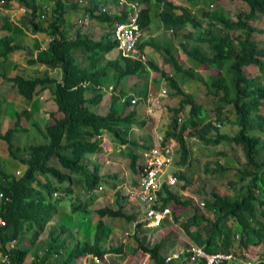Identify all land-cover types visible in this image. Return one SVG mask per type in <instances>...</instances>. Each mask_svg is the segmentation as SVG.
<instances>
[{
    "label": "trees",
    "instance_id": "1",
    "mask_svg": "<svg viewBox=\"0 0 264 264\" xmlns=\"http://www.w3.org/2000/svg\"><path fill=\"white\" fill-rule=\"evenodd\" d=\"M3 1H16L17 4L29 8L31 11L28 13V22L32 25V31L45 34L52 40H48L47 46L39 49L34 56L32 54L34 49H27V45L10 44L11 40L2 37L0 45L3 49L0 50V57H5L14 50L27 49L31 55L27 59V64H38L47 68L58 67L61 77L56 78L47 73L25 75L24 70V74L17 73L9 78L17 92L27 102L32 100L39 87L40 89L49 87L57 108L48 112V118L43 125L32 124L43 136L44 141L20 146L13 142V137L17 132H27L28 128L21 125V117L28 118L29 112L25 108L22 111H15L12 114L13 126L1 132L2 108L0 106V139L4 141L7 156L26 165L22 174L15 175L13 171H7L0 162V218L4 221L3 225L0 224V251L2 253L5 252L6 243L12 239H19L25 229L31 231V238L37 241L38 236L46 226L51 224L52 220L53 225L47 235L46 251L41 264L52 256H57V262L50 261L52 264H75L76 258L88 254L103 258L106 253L124 252L123 242L115 246L104 243L110 234L107 230L112 226L129 227L135 217L127 214L120 203L116 208H112L107 203L91 209V203L95 197L94 190L98 188L99 181L107 176L101 177L99 174V163H95L92 166L93 169H90V164L86 160L89 157L88 154L102 151L103 137L101 134L103 133L109 132L113 141L131 142L135 147L139 146L136 141L126 139L121 133L123 125L144 124V121H137L134 118L135 108L126 113L123 111V108L131 102L139 101L128 94V90L132 86L136 88L139 81L133 83L130 88H127L125 81L131 75L147 77L150 70L157 71L175 94L183 96L176 107L168 108L171 112V120L162 139V143H165L168 137L175 139L180 154L178 164L184 165L189 153L186 130H194L197 138L206 145L225 143L239 146L245 158L243 163L235 166L227 151L222 149L218 155H221L223 161L216 159L206 163L205 168L213 165L214 169L207 168L209 172L236 170L239 175L237 183H241L240 197L231 199L223 192L220 193L217 189H213L209 206L213 211L216 210V217L203 218L195 212L190 222L189 220L180 222L181 227L196 241H194L196 244L210 252L228 250L231 247L236 229L228 226V219H233L238 224L239 242L243 247L248 246L249 233L253 234L256 245L264 244V210L262 209L264 205V40L257 39L264 33V28L252 25L254 20L264 18V0H233L244 2L248 6V11L239 10L233 17L222 13L215 15L217 14L215 11H204L202 14L210 21L208 28L201 26L200 21L195 18L189 8L177 6L168 0H154L163 5L158 17L166 28L190 25L197 30L193 41L210 46L211 52L207 53L195 44L190 48L182 45L187 58L194 65L204 64L216 69L218 73L222 72V68L227 67V70L233 72L231 80L233 89L230 88L225 77L227 70L223 75L204 77L194 67L185 68L178 63L173 55L172 47L164 48L168 54L165 62L173 69V73L167 75L159 65L149 59L146 61L139 58L133 59L119 52L113 58H106L105 55L116 48V41L110 36L93 40L82 32L83 26L78 23L70 25L71 33L69 30H63L60 26L61 18L56 15L57 10L55 9H52L50 14L45 12L50 20L46 25L41 26L34 19L38 11V4L35 0ZM175 9L181 10L179 16L174 15ZM98 12L100 14L98 19L102 21L124 20V11L120 16L101 13L99 10ZM150 20V10L142 8L138 20L140 27L146 28ZM143 47L144 44H140V48ZM254 65L257 68L256 73L244 72L245 66ZM174 72H181L185 78L200 81L205 94L217 97L220 105L213 106L208 101L205 104L198 103L179 85L173 76ZM109 83L112 84V89L108 111L105 114L95 113L90 109V104L95 105L100 102L103 89ZM133 90L136 91V96L146 98L147 81L142 82V86ZM119 98L124 99L120 103L121 111L115 107ZM184 105L189 106L188 115L184 120L179 121V113ZM225 105H231L232 110L228 109L226 112ZM210 110H213L211 115ZM211 118L216 120L213 121L214 119ZM215 122H218L219 126ZM224 125H230L229 128L237 127V130L233 134L221 133L220 128ZM129 155L131 157L130 167L134 169L137 155L131 151ZM174 173L178 179L183 180L182 188L187 186L190 180L185 174L183 172ZM73 181L85 186L84 200L73 195L75 187ZM228 183L236 184L233 180H229ZM54 191H57V195ZM164 192H167L168 198H165L161 192L158 193L163 201L162 206L167 205L166 203L170 200H173L176 205L191 204L189 200L171 192L168 186H164ZM67 196L73 202L71 208L73 213L77 212L75 210L86 212L90 206L89 210H95L99 218L96 220L93 240L86 239L88 237L83 240L76 239L71 244L69 252L62 253L63 244L57 241L59 236L54 237L52 234L54 227L57 228L53 218L60 213L58 202ZM180 215L181 213L173 207L172 219L177 221ZM103 216L112 218L111 227H105L101 220ZM198 216L200 222L196 223ZM86 217L88 215L82 219L73 217L78 222L77 228L83 227L84 229ZM205 220L209 223V229L201 234L200 230L202 227L205 228L201 222ZM251 221L257 227L250 230ZM192 223L195 224V228L190 231L189 227ZM72 225L68 226L65 222L59 221V235L69 233ZM83 229L84 235L88 236ZM138 232L140 231L135 230L132 234L137 242L136 249L148 253L153 259V264H166L164 257L160 256L163 242L148 245L143 233L139 236ZM28 255H30L28 247H16L10 251L9 262L2 264H22ZM260 257L255 264H264V252ZM33 264H37V261H33ZM167 264L187 263H179V260L172 259Z\"/></svg>",
    "mask_w": 264,
    "mask_h": 264
},
{
    "label": "crops",
    "instance_id": "2",
    "mask_svg": "<svg viewBox=\"0 0 264 264\" xmlns=\"http://www.w3.org/2000/svg\"><path fill=\"white\" fill-rule=\"evenodd\" d=\"M35 2H36V4H38V11L36 12L37 16L34 19L37 20L36 22L40 23L39 25H41V26H44L47 24L46 19L48 18V16H46L45 11H44L45 7H47L49 14L52 11V9L57 10L56 15L60 16V18H61L62 23L60 24V26L63 30H69V32L71 33L72 32V31H70V25L71 24L78 23L77 22L78 19L82 18L84 15H91L88 20L84 21L83 23H80V24H82L81 26H83L82 32L86 33L87 36L93 40H99L103 36H109L110 35V37H111L112 22L111 21H102V20L98 19L100 16L98 10L101 13H103L108 9L110 15H112L113 10L115 8V0H35ZM172 3L177 5V6H185V7L189 8L191 13L193 15H195V18L198 21H200L201 26L204 28H208L210 26V21L207 19L206 16H204L202 14L204 11H215V12H217V14H215V15H218V13H222V14H225L229 17H233L235 15V13L239 11V10H237L239 8L241 11H248V6L244 2L233 1V0H173ZM142 7L148 8L150 10L151 17H152L149 25L146 28H144V36H143V41H142V43L144 44L143 50L147 53L149 60L154 61L157 65H159V67L167 66V69H165V68H162V69L164 71H168V72L170 71L171 72L170 75H171L173 69H172L171 65H169L168 63L165 62V58L168 56V54L166 53L164 48L172 47L173 48V55L178 60V63H180L183 67H185V68L194 67V69L196 71H198L204 77L206 75H213V73H214L213 68L208 67L207 65H204V64L194 65L193 62H191L187 58V56L185 55V53L182 50V45H186L187 48H190L192 45L195 44L204 52H207V53L211 52L210 46L208 44L198 43V42L193 41V36H194V34L197 33V30H194V28L190 25L177 26V27H174L172 29L166 28L162 24V22L160 21V19L158 17V13L163 8V5L161 2H157L154 0H143L142 1ZM30 11L31 10L29 8H27L24 5L17 4L16 1L0 0V38L5 37V38L11 40L10 44H16L17 43L19 45H21V44L27 45L26 46L27 49H34L32 54L35 56L36 53L39 51L40 46L43 49L45 48V46H47L49 36H47L45 34H40L39 32L32 31V29H33L32 25L29 24V22H28V20H29L28 13H30ZM174 13H175L174 14L175 16H179L181 13V10L175 9ZM42 15H44L45 17L43 18ZM257 20H261V19H257ZM257 20H254V21H257ZM154 22H156V23H154ZM263 23H264V19H263ZM217 26H218V24H217ZM257 39H261V38L257 37ZM148 41H151V44H148ZM165 43L167 46H165ZM2 49H3V46L0 45V50H2ZM27 49L14 50V51L8 53L5 57H0V106L2 108L1 109V113H2V115H1V119H2L1 132H4L7 128L10 127L9 120L15 111H17V112L22 111L25 108L29 112V116L27 119L29 120V122H31L33 124V123H37L38 118L40 120L48 118V112L54 111L57 108V106L53 100V96L51 94L49 87H45L43 89H40V87H39L38 92H36L33 95L32 100L30 102H27L17 92L15 86L9 80V78L15 76L17 73H23L24 70H25V75H27L26 71H29V72H32L31 75H33V74H39L40 75L43 73H47L48 75L55 76L56 78L61 77V72H60V69L58 67L47 68L43 65H29V64H27V59L29 56H31V55H29V52ZM21 52L26 54L25 63L20 62L18 59H15L19 54L22 55ZM117 54H118V51L116 49H113L110 52H108L105 55V57L110 59V58L115 57ZM80 59H81V57H80ZM185 64H189V66H185ZM249 67L250 66H245L244 72H250L251 74L256 73V70H254V67H251V68H249ZM176 73L180 74L181 72H174L173 76H175V78L177 79ZM163 82H164V80H163ZM137 83L139 84V85H137V87L140 85L142 86L141 82H137ZM155 83L157 85L159 83V81H155ZM148 86H149L148 87V95H149L150 93L152 94V92L149 91V89H151L152 87H150V85H148ZM106 88L112 89V84L109 83L107 87H104L102 94H104V91H105V93L108 92L106 90ZM156 89H158V87L154 85V90H156ZM108 93L111 94V92H108ZM128 94H131V93H128ZM153 95H155V94H153ZM40 96H43L42 99H40ZM193 96L198 103L201 102V103L205 104L208 101V103L210 105H213V106H215L217 104L220 105L217 97L205 94L203 86H201L200 90L198 92H196V94H194ZM103 97H101V98H103ZM135 99H137V98H135ZM101 100H100V102H101ZM99 103H97V104H99ZM227 106L228 105H225V108H224L226 112L228 110ZM136 110H137V114L142 113V107L140 105L137 106ZM144 111L145 110H143V112ZM153 112H154V115L156 116V118H157V116L160 115L158 113L157 109H154ZM159 112H162L161 109ZM103 114H105V113H103ZM162 117L167 118L165 113H162ZM22 118H23V116L21 117V125L28 128L26 124H23L22 121L24 119H22ZM121 127H122L121 128L122 129L121 130L122 136H124L126 139L136 141L139 146L135 147L134 145L131 144V142H129L125 145L124 143H119L117 140L113 141L111 136L107 137V136H105V133L101 134L103 137L102 143H101L102 151L101 152H95L92 154L94 155V157H96V156L99 157L97 162H96V163L100 164L101 171L99 172V174L101 175V177H105V176H107V177L104 179H101L99 181L98 187L101 184L107 183L109 181H111V183H112V182H114L117 179L122 177V176H119V178H118L116 176V173H117L116 167L119 166L118 162H120V166H123V160H122L121 154L128 156L130 151L133 152L134 149H137V153H135V152H133V153L138 156L137 157V165H138L141 163V153L143 150L148 149L152 146L164 144V143H162L161 137H159L154 130L151 133L152 135H149V134L147 135L149 140L146 143H144L143 137L129 138L127 136V133L132 126L123 125ZM167 128H168V125L165 129V133H166ZM148 130L150 131L149 128H148ZM231 130H233L232 132L235 133V131L237 130V127H232ZM230 134H232V133H230ZM196 137H197V135H196ZM172 139H173L172 137H168L166 141H169V142L166 144H168V145L172 144L171 146H173L174 156H176V152L178 151L177 150V144L175 143L176 141L172 143L171 142ZM196 139H198V138H196ZM148 142H152V143L148 144ZM121 144H124V149H126L127 152L124 153L123 151H120L119 147H121ZM128 144H130L131 146H128ZM204 145H206V144H204ZM236 148L237 147H235V149ZM188 149L190 152L191 148L189 147V145H188ZM98 154H101V155H98ZM4 158H6V159L3 160V162H2L3 164L7 163V162H12L10 158L7 159L6 155L4 156ZM190 158H191V155L189 156V153H188V157H187L188 163L190 162ZM229 158L231 161L234 162L233 164L235 166H238L239 161H236L231 156ZM221 161H223V160L221 159ZM243 162H241V163H243ZM20 165H19V167H21L23 170L26 168V165H24L22 163ZM186 165L184 167L179 166V169H180L179 170L178 167H176L175 163L173 162L172 165L169 166L167 170H165V171L163 170L161 173V175H162L161 176V179H162V186L161 187L164 188V186H167L164 183V179H165V176L167 175V172L169 170H170V172H177V170H179L178 172H183L185 174V176L188 178V180H190V182L184 188H182V183H184V182L181 179H179L177 185L171 186V187L168 186L171 192L179 195L181 198H184V199L190 201V203H191L190 205H185V206L180 205L183 208V211L180 212L181 215L184 216L185 221L189 220V222H190V218H193V215H194V213H193L194 210L190 206H197V209H198L197 213H199L201 210H204V207L201 208L198 203L200 200H205L206 205L207 206L209 205V202L211 200V193H212V190L214 188L212 187L210 190H208V188L210 187L208 185L214 184V182H213L212 178L210 180L209 178L204 176L203 173H199L198 171H195V169H193V168H191V169L187 168L186 171H183L182 169L185 168ZM110 168H112L113 170L111 171ZM203 169H206V168H204V166H202L201 171ZM17 171L18 170H16V172ZM192 171L195 172L193 177L191 175ZM230 171H232L231 174H230ZM125 173L128 174V171H126L123 168V174H125ZM112 175L113 176L115 175V176L111 177ZM238 176L239 175L237 174V172H235L234 170H229V169L217 172V174H216L217 181H216L215 185H216V187L219 188L220 193L223 192L226 196L231 197V199H235L237 197H240L241 183L240 184L237 183L239 181ZM196 177H197V179H196ZM130 178H132L131 173H130ZM196 180H197V182H196ZM229 180H233L234 182H236V184H229L228 183ZM128 182H126V183H128ZM217 182H218V185H217ZM183 189H185L183 192L176 193V191L183 190ZM160 192L165 198L169 197L167 192H164V190L163 189L161 190V188L159 190V193ZM94 193H95L94 198H96L97 189L94 190ZM115 193L117 196H121L120 204L123 205L124 211L127 214L133 215L132 212L134 210V207L130 206L128 201L126 200V199L132 200L131 196H129V194H128V197L125 198L124 195L120 194L119 190L116 191ZM182 195H184V197ZM122 200H125V201L121 202ZM116 201H118V200L116 199ZM159 201L161 203H163L161 197H159ZM91 204H93V205L95 204L94 199L92 200ZM166 204L171 206V207H172L171 204H174V206H176V203L173 200L168 201ZM93 205H91V206L93 207ZM100 206H102V205H99L98 207H100ZM95 207H97V206H95ZM112 208H115V207H112ZM262 209L264 210V205H263ZM209 212L212 213L211 211H209ZM199 215H201V214H199ZM196 218H198L196 223H199L200 217L198 216ZM203 218H209V217L205 216V214H203ZM210 219H213V218L211 217ZM94 220H96V219H94ZM91 222H92V220L89 221V223H91ZM201 223H203L202 226H205V228L202 227V229L200 230V232L202 234V233H204L203 231H206V232L208 231L209 223L206 220H205V222H201ZM228 226L231 227L232 229H236L235 234H239L240 229H238V224L235 222V220L228 219ZM256 227H257V225L254 224L252 221L249 223L250 230L252 228H256ZM93 228L95 229V225H94V227L90 226L89 231H88L89 234L85 233L88 236L83 235V237L84 238L88 237L86 239H90L91 238L90 234L91 233L94 234ZM194 228H195V224H193V223L190 224V231H193ZM119 229L120 228L118 226H116V227H111L107 231L109 233H112V232H115ZM162 229H164V228H161L158 232H160ZM45 230H46V228H45ZM148 230L155 231L153 229H148ZM127 233L128 232H126V234ZM42 234L43 233H41L38 237L41 238ZM249 236H250V239H249L248 246L246 248L242 246L243 247L242 253L245 255V257H247L246 262L252 261V264H253L259 259V257L261 255H263V254H261L262 251H260V249L262 247H264V244L259 243L258 245H256V243H254L253 234L249 233ZM31 237H32V232L27 231L25 229L22 232L20 238L17 239V243H16L17 247H28L30 249V255H28L27 259H25L22 264H33V261H37L38 264H41L42 258H38V256L39 255L42 256V254L46 251L47 242L45 243L44 251H42L40 248L37 249L40 238H38L37 241H33V239ZM81 237H82V234L76 235V239H82ZM202 238H203V236H202ZM90 240H92V238ZM132 240H133V237H132ZM194 241L195 240H193V238H191V236H190V237H187V240L184 241L183 244H185L187 247L190 244L196 242V241L195 242ZM104 243H106V240L104 241ZM127 244L128 243H125V245H126L125 250L126 251L129 250L130 248H134L132 243H131V245L129 243L130 246ZM238 244H239V241L233 237L231 246L235 247ZM109 254L110 253H106L107 258L109 257ZM56 258H57V256H52L47 260H50L52 262H55V261L57 262ZM92 260L94 262H96V260L92 256H90L88 258V263L91 262ZM80 261H83V263H86L87 262V256L84 255L83 258H79V259L76 258L75 264H79ZM240 261H243V263H245L244 260L237 258V259L233 260L231 262V264H237V262H240ZM43 263H45V261Z\"/></svg>",
    "mask_w": 264,
    "mask_h": 264
},
{
    "label": "rangeland",
    "instance_id": "3",
    "mask_svg": "<svg viewBox=\"0 0 264 264\" xmlns=\"http://www.w3.org/2000/svg\"><path fill=\"white\" fill-rule=\"evenodd\" d=\"M237 10H240V8ZM263 19L264 18H262L261 20L253 21L252 25L264 28ZM49 20H50V18H47V20H46L47 23L49 22ZM154 23H156V22H154ZM260 38L264 40V33L260 35ZM148 44H151V41H148ZM165 46H167L166 43H165ZM39 49H43V48L40 46ZM21 54L22 55L19 54L15 59H18L20 62L25 63L26 54L23 52H21ZM263 59H264V57H263ZM185 66H189V64H185ZM251 67H254V70H257L255 65L250 66L249 68H251ZM161 68L167 69V66H162ZM226 70H227V67H224V68H222V72L218 73V71L216 69H214L213 75L214 76L223 75ZM165 72L167 75L168 74L170 75V73H171L170 71L169 72L165 71ZM26 73H27V75H31L32 72L26 71ZM172 73H173V71H172ZM176 75H177V81H178L179 85L187 93H190L193 96L194 94H196V92H198L200 90V87L202 86L200 81L185 78L182 75V73H180V74L176 73ZM160 76L161 75H159V73H157V71L150 70L147 77H137L135 75H131L128 78H126L125 83H126L127 88H130L132 86V84L137 82V81H139L141 83L142 82L144 83L145 81H147V84L150 85V87H152L151 89H149V91H151L152 94L150 93L148 95V92H147V95H146L147 97L144 98V100H143V97L136 96L137 95L136 91H134L133 89H137V87L134 88V86H132L131 89L128 90V93H131L129 95H131L134 99L139 98V101L137 103L131 102L130 105L125 106L123 108V111L126 113V112H129L130 110H132L134 108L136 110L137 106L140 105L142 107V113L137 114V110H136V116L134 118L137 119V121H144V124H140V123L129 124L130 126H132L127 133V136L129 138L143 137L144 143H146L149 140L147 135L148 134L152 135L151 133L153 130L156 132V134L159 137H161V140L164 137L165 129H166L167 125H169L170 120H171V112L168 110V108L176 107L178 105V101L181 98H183V96L175 94L174 91L172 90V88L169 87V84L166 82V80L161 78ZM225 77L227 78L228 85L230 86V88L233 89V85L231 83V80L233 78V72L230 70H227ZM163 80H164V82H163ZM155 81H159V83L156 85ZM154 85L157 86L158 89L154 90ZM161 88L166 89L167 92L165 95H160L159 90ZM106 90L108 92H111V89H109V88H106ZM108 92L105 93V91H104V94H102V97L103 96L104 97L102 98L100 103L98 102L99 104H97V103H96V105L90 104V109H92L95 113H99V114L106 113L108 111L109 104H110V97H109L110 94ZM153 94H155V95H153ZM155 96H159V99H160L159 104L156 103V101L153 99ZM123 100H124L123 98H119V100L115 104V107L117 108L118 111L122 110V105L120 103H122ZM154 109H157L158 113L160 114L159 116H157V118L154 115V112H153ZM160 109L162 112H159ZM227 109L232 110L231 105H228ZM143 110H145V111L143 112ZM188 111H189V106L184 105L183 110L179 113V116H180L179 121H182L187 117ZM212 111L213 110H210V115L212 114ZM162 113H165L167 118L162 117ZM22 119H24L22 121L23 124H26L28 127L27 132L15 133V135L13 137V142L17 145H20V146H22L23 144L43 142L44 138L38 132L37 128H35V126H32V123L29 122V120L26 117L23 116ZM46 119L40 120L38 118L37 123H39L40 125H43L45 123ZM211 119H215V118H211ZM9 124H10V127L13 126V118L12 117H10ZM225 125H224V127L220 128V132L233 134V132H232L233 130H231L232 128H229L230 125H227V126H225ZM148 128L150 129L151 132L148 130ZM187 132H188V134H187ZM189 133H191V134H189ZM186 134H187V137H186L187 143H188L189 147L191 148V150L189 152V156L191 155L190 162L188 163V159H187V162H185L184 165L178 164V160L180 157V154L178 151L176 152V156L174 157L173 162L175 163L176 167H178V169H179V166L184 167L187 164L186 167L182 169L183 171H186L187 168L188 169L193 168V169H195V171H198L199 173H203L204 176H206L210 180L212 178L214 184L208 185V186H210L208 188V190H210L213 187L214 190L217 189L219 191V188L216 187V185H215L216 181H217V179H216L217 173L216 172H209L207 170V168H209V167L214 169L213 165L208 166L206 169H203L202 171H201V167L204 166V168H205L206 163L208 164V162H210L212 160L221 159L222 157H221V155H218V153L222 149L227 151L228 155L233 157L236 161H239L238 165H240L241 162H243L245 160L244 155L242 153L243 152L242 149L238 146H235V145H233V146L228 145V144L226 145L225 143H220L219 145H204L200 140L196 139L197 137H196L194 130H191V131L186 130ZM110 135L111 134L109 132L105 133V136H107V137H110ZM168 142L169 141H166L165 143H168ZM171 142L172 143L175 142L174 138L171 140ZM150 143H152V142H148V144H150ZM124 144L126 145L127 143H124ZM124 144H121V147H119V149H120V151H123L125 153V152H127V150L124 149ZM170 145H172V144H170ZM128 146H131V145L128 144ZM4 147H5L4 141H3V139H0V162L1 163L3 162L4 159H6V158H4V156L8 155V152L6 149H4ZM235 147H237V148L235 149ZM133 152L137 153V149H134ZM88 155H89V157L86 161L90 164L89 168L93 169L92 166L97 162L99 157L98 156L94 157V155L91 153ZM98 155H101V154H98ZM121 156H122V160H123V166H120V162H118L119 166L116 167V169H117L116 176L118 178H119V176H122V177L117 179L116 181H114L112 183H111V181H109L107 183L101 184L97 188L96 198H94L95 204L94 205L91 204V205H93V207L91 206V209H95V206H99V205L104 206L107 203H110V206L116 208L119 205L118 203H120L121 196H117L115 192L119 190L120 194L124 195L125 198L128 197V194H129V196H131L132 200H128V199H126V200L128 201L130 206L134 207V210L132 213H133L134 217H137V215L140 212L139 211L140 206L137 203V201L132 197L133 194H131V190L133 189L132 187L136 184V177H137L136 167L134 170H131V167H130L131 157H130V155L127 156V155L121 154ZM8 158L9 157L7 156V159ZM10 159L12 162L4 163L3 167L7 171H13L15 175H20L21 173H23L24 170L21 167H19V165L21 163L19 161L15 160L14 158L10 157ZM136 165H137V161H136ZM123 168L126 171H128V174H126V173L123 174ZM110 169H111V171L113 170L112 168H110ZM16 170H18V171L16 172ZM179 170H177V172ZM229 170H234V169H229ZM100 171H101V168H100ZM234 171L236 172V170H234ZM17 173H19V174H17ZM130 173L132 175V178H130ZM167 173H170V170ZM194 173L195 172L192 171V173H191L192 177H193ZM231 173H232V171H230V174ZM196 179H197V177H196ZM126 182H128V183H126ZM196 182H197V180H196ZM73 183L75 186L73 195L78 196L81 200H84L85 196H86L84 193V191L86 190L85 186L82 185L81 183H78L75 181H73ZM217 185H218V182H217ZM130 187H131V190H130ZM82 189H83V192H81ZM162 189L164 190L163 187H161V190ZM184 190L185 189L176 191V193H181ZM182 196L184 197V195H182ZM116 199L118 200V202H115ZM124 201L125 200H122L121 202H124ZM72 203L73 202H71V199L69 198V196L61 198V200L58 202L60 213L56 217L53 218L54 221L56 222L57 228L54 227L55 230L53 231L52 234L54 237L59 236L57 238V241H58V243L60 242L63 244L62 249H64V250L62 251V253L69 252V248H70L71 244L76 241V235L77 234L78 235L82 234L81 238H82V240L84 239V237H83L84 233L82 231L83 227H81V229L79 227L77 228L78 222H76L73 217H77V218L82 219L85 215L86 216L88 215V217L85 218L86 219V225L84 227V231L87 234H89L88 231H89L90 226L94 227L96 220L99 218V217L97 218V214H96L95 210H93V211L89 210L90 206H89L88 211H86V212H83V210H81V211L75 210L77 212L73 213L71 211V208L73 205ZM173 206L174 205H172V207L170 206L171 210H173ZM174 207L179 212L183 211V208L180 206V204H177ZM190 207L194 210V212H193L194 214H195V212L197 213V211H198L197 206H190ZM209 211H211L212 213H210ZM197 214H201L202 216H203V214H205V216H208L209 218H211V217L214 218V217H216V210L213 211L209 205L207 206L205 204L204 210H201ZM71 215H72V217H71ZM138 218H140V216L137 217V219ZM89 219L92 220L91 223H89V221H90ZM94 219H96V220H94ZM101 220H102L103 224L105 225V227L108 228V227L112 226V224H111L112 218L111 217L103 216L101 218ZM57 221L58 222L59 221L65 222L68 226L73 224L71 231H69V233H63V234L59 235L60 232H59V227H58ZM72 221L73 222L75 221L76 223L74 222L75 223L74 224V223H72ZM181 221H185V218L182 215L179 216V219L177 221L176 220L166 221L164 223V225L161 226L164 229H162L160 232H158L156 230L150 231V230H148L149 228H142V227L139 230L145 232V233H143V236L146 238L145 239L146 244L153 245L159 241L163 242L162 248L160 250V256H161V258H163V255L167 254V252L171 251V249H173V248H174V250H180V251H182L183 249L186 248V245L183 243H184V241L187 240V237H190V235H188L185 232V230L181 227V224H180ZM52 225H53V220H52L51 224H49L46 227V230L42 232L43 234H42L41 238L39 237L40 239H39V244H38L37 249L40 248L42 251H44L45 243L48 240L47 235H48L49 229L52 227ZM118 227L120 228L119 230L110 233L107 236V238L105 239L107 245H109V246L114 245L115 246L116 244L118 245L119 243L123 242L124 244L128 243L127 245H129V243L131 245V243H132L134 248H130L129 250L126 251L125 250L126 245H124V252L123 253H111V254H109L108 258L106 257V254L103 255V257L105 258L107 263L108 264H120V263L121 264H153V259L149 256L148 253H145V252L141 251L140 249H136L137 242L135 243V240L134 239L132 240V234H131L135 229V227L133 226V222H131V225L129 227L128 226H118ZM189 229H190V227H189ZM93 230H94V228H93ZM126 232H128L129 234H126ZM92 234L93 233H91L90 235H91V238L93 240ZM260 251H262L261 254H263L264 247H262L260 249ZM236 255L239 258H242V259L244 258V261H245V263L240 261V262H237V264H246V260H247L246 258L247 257H245V255L242 253V250L239 249L236 252ZM43 256H44V253L42 254V256L39 255L38 258H42ZM85 256H87V262L83 263V261H80L79 264H94L95 263L93 260L88 263V258L90 256L89 255H85ZM83 257L84 256H81L79 258H83ZM79 258H77V259H79ZM44 264H52V262L50 263V260H47V261H45ZM98 264H100V263H98Z\"/></svg>",
    "mask_w": 264,
    "mask_h": 264
},
{
    "label": "built area",
    "instance_id": "4",
    "mask_svg": "<svg viewBox=\"0 0 264 264\" xmlns=\"http://www.w3.org/2000/svg\"><path fill=\"white\" fill-rule=\"evenodd\" d=\"M125 0H117L119 9L126 5ZM129 10L126 12L124 22H115L112 27V37L117 41V49L123 56L132 57L133 59L146 60V54L139 48L142 31L137 23V3H128ZM120 14V13H119ZM44 15H42L43 17ZM87 19V18H84ZM52 40V38H48ZM166 89L160 90V95L166 94ZM43 96H40L42 99ZM156 103H160L159 96L153 98ZM134 101V100H132ZM215 121V119L213 120ZM219 126L218 122H215ZM173 146L168 144L152 146L141 153V163L137 165V184L131 190L132 197L140 206V212L133 219L135 228H152L160 230L161 226L168 220L172 219V210L169 205L162 206L159 201V190L162 186L161 173L172 165L174 160ZM18 174V173H17ZM164 183L171 187L178 184V177L174 172L167 173ZM57 195V191H54ZM1 195V194H0ZM199 206L203 208L205 200L199 201ZM0 224L4 221L0 218ZM238 238V234L235 235ZM17 240L12 239L6 243L5 252L0 251V264L9 262L10 251L15 249ZM238 245L235 247L237 248ZM235 248L209 252L201 246L190 244L182 251L171 249L164 255V262L167 264L172 259H178L179 263L196 264L202 261L204 264H223L227 261L236 259ZM97 261V259H96ZM38 264V263H37ZM101 264V263H100ZM246 264H252L251 261Z\"/></svg>",
    "mask_w": 264,
    "mask_h": 264
},
{
    "label": "clouds",
    "instance_id": "5",
    "mask_svg": "<svg viewBox=\"0 0 264 264\" xmlns=\"http://www.w3.org/2000/svg\"><path fill=\"white\" fill-rule=\"evenodd\" d=\"M126 2V5H124L121 9H119V6H118V3H117V0H115V8H114V10H113V13H112V15H115V16H120V15H122V11H124L125 12V15H124V20L123 21H113L112 22V27H113V24L115 23V22H124L125 21V17H126V12L129 10V4L128 3H137V23H138V25H139V16H140V11H141V9L142 8H144V7H142V1L143 0H125ZM168 1H173V0H168ZM44 11L45 12H48L49 13V11L47 10V7H45V9H44ZM191 12V11H190ZM51 13V12H50ZM105 13H109V11H108V9L105 11ZM120 13V14H119ZM110 14V13H109ZM44 17V16H43ZM84 18H87V19H84ZM90 18V15H84L82 18H79L78 19V23L80 24V23H83L84 21H86V20H88ZM152 18V17H151ZM151 21V20H150ZM163 24V23H162ZM139 27H140V25H139ZM140 29H141V31H142V36H141V40H140V43H139V48H140V44H142V41H143V36H144V29L142 28V27H140ZM110 36V35H109ZM111 38L113 39V37H112V28H111ZM114 41H116L115 39H113ZM119 53H120V51L117 49V41H116V48H115ZM140 49H142V51L146 54V60L148 59V56H147V53L143 50L144 48H140ZM121 54V53H120ZM145 60V61H146ZM138 157V156H137ZM137 161V160H136ZM135 167H136V169H137V165H135ZM135 167H134V169H135ZM134 169H132V170H134ZM137 178V177H136ZM178 181H179V179H178ZM136 184H137V179H136ZM136 184L132 187V188H134L135 186H136ZM130 190H131V188H130ZM133 222V221H132ZM162 228V227H161ZM160 228V229H161ZM140 228H135L134 229V231L131 233V234H133L134 232H135V230H137V231H140L139 230ZM149 229H152V228H149ZM153 230H156V229H153ZM156 231H159V230H156ZM141 233H145V232H143V231H140V232H138V235L140 236L141 235ZM127 234H129V233H127ZM236 235V234H235ZM235 235H234V238H235ZM236 240H238L239 241V234H238V238H235ZM136 243V242H135ZM193 244H195L196 246H200V245H198V244H196V243H193ZM237 246V245H236ZM235 246V247H236ZM201 247H203V246H201ZM233 246H231L230 248H232ZM235 247H233V248H235ZM204 248V247H203ZM229 248V249H230ZM242 245L240 244V242H239V244H238V247L237 248H235V251L237 252L239 249L240 250H242ZM217 251H220V250H217ZM170 252V251H169ZM169 252H167V253H169ZM210 252V251H209ZM212 252H214V251H212ZM89 256H92V255H90V254H88ZM165 255V254H164ZM164 255H163V257H164ZM237 256V255H236ZM261 256H263V255H261ZM95 260L97 259V261L95 262L96 264H98V263H101V264H108L107 263V261L105 260V258L103 257H98V256H92ZM237 258H239V257H237ZM236 258V259H237ZM261 258V257H260ZM240 259H242V258H240ZM176 260H178V259H176ZM233 260H235V259H233ZM233 260H231V261H227V262H225V263H223V264H231V262L233 261ZM242 260H244V258L242 259ZM98 262V263H97ZM241 262H243V261H241ZM251 263H252V261H251ZM188 264V263H187ZM190 264H192V263H190ZM196 264H204L202 261H199L198 263H196ZM253 264H255V263H253Z\"/></svg>",
    "mask_w": 264,
    "mask_h": 264
}]
</instances>
